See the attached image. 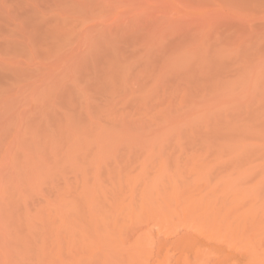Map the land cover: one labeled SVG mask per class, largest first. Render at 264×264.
Wrapping results in <instances>:
<instances>
[{
    "label": "rangeland",
    "instance_id": "1",
    "mask_svg": "<svg viewBox=\"0 0 264 264\" xmlns=\"http://www.w3.org/2000/svg\"><path fill=\"white\" fill-rule=\"evenodd\" d=\"M261 177L264 0H0V264H148Z\"/></svg>",
    "mask_w": 264,
    "mask_h": 264
},
{
    "label": "bare ground",
    "instance_id": "2",
    "mask_svg": "<svg viewBox=\"0 0 264 264\" xmlns=\"http://www.w3.org/2000/svg\"><path fill=\"white\" fill-rule=\"evenodd\" d=\"M262 179L264 178V177H261ZM261 180V179H260ZM263 181V180H262ZM262 181H261V183H262ZM258 182H260V181H258ZM257 183V182H256ZM263 184V183H262ZM258 185V184H257ZM261 185V184H260ZM255 186H256V184H255ZM187 187V186H186ZM264 186H262V189H264L263 188ZM184 189H186L185 187H183ZM191 188V187H190ZM189 188V189H190ZM207 188H209V187H207ZM206 188V189H207ZM260 188H261V186H260ZM184 189H181V190H184ZM191 189H194V188H191ZM190 189V191L189 192H191L192 190ZM256 189H258L259 190V187H256ZM156 190V189H155ZM155 190H153V192L155 191ZM157 190H159V191H161L160 189H157ZM179 190V188L176 190V191H178ZM187 190H188V188H187ZM195 190H196V188H195ZM158 191V192H159ZM180 191V190H179ZM209 191V190H208ZM257 191V190H256ZM259 191H261V189L259 190ZM156 192V191H155ZM154 192V193H155ZM157 192V193H158ZM183 192V191H182ZM187 192V191H186ZM211 192V191H210ZM210 192H207V195L206 196H208V193L211 195L212 194V192L210 193ZM153 193V194H154ZM160 193V192H159ZM162 193V192H161ZM185 193V191L183 192V194ZM193 193V192H192ZM258 193H260V192H258ZM153 194H152V196H153ZM163 194V193H162ZM182 193H181V195H183ZM262 195H263V193H261ZM186 195V194H185ZM184 195V196H185ZM188 195V194H187ZM185 196V197H187V198H189V196ZM261 195V196H262ZM154 196H155V194H154ZM153 196V197H154ZM157 196H159V195H157ZM157 196H155V198L157 197ZM192 196V195H191ZM255 196V195H254ZM259 195L257 194V197H258ZM87 197H89V196H87ZM86 197V198H87ZM176 197H178V196H176ZM180 197V196H179ZM183 197V196H182ZM185 197H184V199H185ZM263 198H264V196H262ZM158 198V197H157ZM186 198V199H187ZM256 198V197H255ZM260 198V197H259ZM89 199V198H88ZM88 199H86L87 201H88ZM180 199H181V197H180ZM221 198H219L216 202H213V205H215V206H217L215 209L217 210V208L219 209L220 207L221 208H224L225 210H226V208L225 207H227L226 205H225V203L223 204V205H225V207L224 206H219V205H217V204H219L220 203V200ZM85 199H83V201H84ZM157 200V199H156ZM177 199H175V201H176ZM207 201H211L210 199H206ZM206 200H203L204 201V207L202 206L201 208L202 209H205V208H208L209 206H207V205H211V206H213L211 203H212V201H211V203L210 202H207ZM215 200V199H214ZM252 200V199H251ZM257 200V199H256ZM86 201V202H87ZM182 201V200H181ZM218 201H219V203H218ZM222 201H224V200H222ZM253 201H254V199H253ZM263 202V199H262V201H261V199L260 200H258V203L260 204V202ZM90 202H92V201H90ZM177 202V201H176ZM180 202V201H179ZM82 203H84V202H82ZM207 203H210V204H207ZM217 203V204H216ZM244 203V202H243ZM247 203V204H246ZM250 203V204H249ZM255 202H253V204L251 203V202H245L244 204L247 206L248 204L250 205V206H247L246 208L247 209H242V211L240 212L239 211V207L242 205V206H244L245 207V205L244 204H242V203H240V204H237V207H234V208H236V209H238V211L240 212V213H237L238 211H236V209H235V211L234 210H232V209H230L229 210V208L227 207V209L228 210H224V209H221L222 211L224 210L225 211V213H222V211L219 209V214L218 213H216L215 214V209L213 208V207H211L213 210L211 211V208H210V211H208V209H206V211H208V215L207 216H205V214L207 213L206 211V213L202 216L201 214V218H203V221H201L200 220V215H199V212H198V215H195V214H197V213H194V215H195V217H197L199 220H200V223H198V224H202V225H198V224H196L195 223V221H198L199 222V220L196 218V220L195 221H190L192 218H194V215H193V217H192V212L193 211H190L189 210V212L191 213V219L189 218V221H188V214H187V221L189 222V224H187V226L186 227H188V229H186L185 228V232L184 233H179V234H176V235H178L177 236V238L174 236V235H172L173 236V238H172V241L170 242H168V241H166V240H163L165 237L167 238V235L166 234H168V236H170L171 237V232L174 230V228L175 227H173L172 228V230H170V232H168V233H166L165 232V234H164V237H161L162 238V240L159 238H157V237H155V238H157V240H154L156 243H154V242H152V244L150 245L149 244V246H150V249H148V244H147V246H145L148 250H149V253L148 254H150V255H148V256H150V257H148L147 258V256H145L146 255V253L148 252H146L145 253V258H147L145 261V263H147L148 262V264H190L191 262V260L189 259V261H188V252H190L191 250L192 251H194V253L193 254H195L194 256V260L196 261V263L195 264H264V207H260V208H256V203L254 204ZM264 203V202H263ZM86 204V203H85ZM168 204H170L169 202H168ZM177 204V203H176ZM179 204H181V203H179ZM227 204V203H226ZM259 204H258V206L257 207H259ZM262 204V203H261ZM263 205V204H262ZM169 206H171V205H169ZM168 206V207H169ZM184 206L185 205H183L182 207L184 208ZM207 206V207H206ZM219 206V207H218ZM229 206V205H228ZM231 206H233V205H231ZM236 206V205H235ZM241 206V207H242ZM87 207V206H86ZM172 209L173 210H171V208H170V211H172V212H175V210H176V207H175V210H174V207H173V204H172ZM77 208V207H76ZM89 208V207H88ZM91 208V207H90ZM197 210H196V212L197 211H199L198 210V208L197 207H195ZM243 208V207H242ZM169 209V208H168ZM186 209H188L187 208V206H186ZM186 209H184L185 211H186ZM241 209V208H240ZM90 210V209H89ZM183 210V209H182ZM76 211H77V209H76ZM169 211V210H168ZM184 211V212H185ZM220 211H221V213H220ZM88 213H89V211H87ZM171 212V213H172ZM184 212H182V213H184ZM189 212H187V213H189ZM214 212V213H213ZM66 213H67V211H66ZM74 213V212H73ZM77 213V212H76ZM176 213V212H175ZM200 213H201V211H200ZM178 214V213H177ZM177 214L175 215V217H177ZM215 214V215H214ZM180 215V214H179ZM183 215H185L186 216V214L184 213V214H182V217H184ZM173 216V215H172ZM88 217V216H87ZM174 217V216H173ZM179 217V216H178ZM177 217V218H178ZM159 218V217H158ZM180 218V217H179ZM186 218H184V222H186L185 220H186ZM150 219V218H149ZM149 219H147V220H149ZM209 219V220H208ZM219 219L220 220H222L223 222H228L227 223V225H229L230 223H236L235 225H236V227H237V225L239 226V228L237 227L236 229H235V231H234V228H232V226L230 227V230H228L226 227H225V229H223V227H221L220 226V222L218 223V221H219ZM154 220H155V218H154ZM166 220V219H165ZM170 220V219H169ZM175 220V219H174ZM183 220V219H182ZM240 220H243L244 222L243 223H240ZM151 221V220H150ZM170 221H172V219L170 220ZM178 221H179V219H178ZM181 221V220H180ZM148 221H146V223H147ZM155 222H158V221H154V223ZM160 222V221H159ZM184 222H183V224H184ZM188 222H186V223H188ZM239 222V223H238ZM242 222V221H241ZM151 223V222H150ZM154 223L152 224V225H154ZM167 223H169V222H167ZM167 223H164V224H162V225H166ZM173 223V222H172ZM175 223V222H174ZM181 223V222H180ZM190 223H192V224H190ZM238 223V224H237ZM83 224V223H82ZM82 224H81V226H82ZM140 224V223H139ZM145 224V223H144ZM144 224L143 225H141V226H144ZM159 224V223H158ZM161 224V223H160ZM179 224V223H178ZM242 224V225H241ZM147 225V224H146ZM146 225H145V229H146V231L148 230V228H146ZM151 225V226H152ZM173 225V224H172ZM181 225V224H180ZM198 225V226H197ZM231 225V224H230ZM233 225V224H232ZM83 226H84V224H83ZM170 226H171V224H170ZM177 227L179 226V225H176ZM185 226V225H184ZM149 227H150V224H149ZM234 227V226H233ZM240 227H241V229H240ZM137 229L138 228H140L139 226L138 227H136ZM135 229V228H134ZM162 229H164V227H162L161 228V230ZM167 229V228H166ZM179 229H181V228H179ZM143 230V229H142ZM160 230V231H161ZM183 230V229H182ZM146 231L144 230V233H146ZM163 232V231H162ZM174 232H176V229H175V231ZM180 232V231H179ZM160 233V232H159ZM158 233V234H159ZM170 233V234H169ZM178 233V232H177ZM163 234V233H162ZM157 235V234H156ZM155 235V236H156ZM160 235V234H159ZM166 235V236H165ZM153 237H154V235H153ZM150 238H152V237H149V239ZM165 238V239H166ZM169 238V237H168ZM148 239V240H149ZM151 240V239H150ZM167 240H169V239H167ZM174 240V241H173ZM152 241V240H151ZM149 241H147L146 243H148ZM131 243V242H130ZM145 243V244H146ZM151 243V242H150ZM122 246V245H121ZM168 246H172L173 248H175V251L178 253V256H176L177 258H174V256L172 255V253H171V255H169V251H167V249H169L168 248ZM167 247V248H166ZM124 248V247H123ZM119 249V248H118ZM146 249V250H147ZM154 249H155V252H154ZM120 251H121V248L119 249ZM123 250H125V249H123ZM174 250V249H173ZM178 250V251H177ZM129 251V250H128ZM171 251H172V249H171ZM117 252H119V251H117ZM144 252V251H143ZM176 252H174V253H176ZM176 253V254H177ZM191 253V252H190ZM120 255H122V254H120ZM192 255V254H191ZM245 259H243V258ZM196 258V259H195ZM242 258V259H241ZM237 259H238V261H237ZM117 260V259H116ZM119 260V259H118ZM117 260V261H118ZM113 261H114V259H113ZM112 261V262H113ZM144 260H142V262H143ZM116 262V261H115ZM141 262V263H142ZM194 262V261H193ZM116 263H118V262H116ZM144 263V262H143ZM111 264V263H110ZM113 264V263H112ZM192 264V263H191Z\"/></svg>",
    "mask_w": 264,
    "mask_h": 264
}]
</instances>
